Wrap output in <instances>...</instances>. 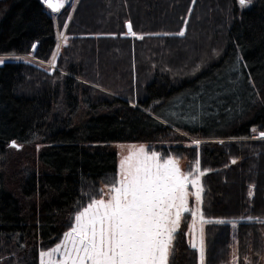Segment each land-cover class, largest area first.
Masks as SVG:
<instances>
[{"label": "trees", "instance_id": "trees-1", "mask_svg": "<svg viewBox=\"0 0 264 264\" xmlns=\"http://www.w3.org/2000/svg\"><path fill=\"white\" fill-rule=\"evenodd\" d=\"M56 27L62 71L0 64V264H39L117 180L116 142L199 162L205 264H231L234 224L236 264H264V0H76L56 21L0 0V55L49 61ZM188 231L186 216L169 264H199Z\"/></svg>", "mask_w": 264, "mask_h": 264}, {"label": "snow or ice", "instance_id": "snow-or-ice-1", "mask_svg": "<svg viewBox=\"0 0 264 264\" xmlns=\"http://www.w3.org/2000/svg\"><path fill=\"white\" fill-rule=\"evenodd\" d=\"M44 2L54 12L63 6L62 0ZM238 3L243 7L247 0H238ZM128 30L131 35H136L131 24ZM178 35L183 36L184 32ZM138 38L143 39V36ZM55 59L53 57V63ZM3 63L4 58L0 56V64ZM12 146L16 147L15 144ZM159 159L155 153L148 155L141 147L121 161L120 178L113 180L109 199L90 201L74 217L75 227L64 236L63 251L58 247L42 256L51 258L60 254L63 257L60 264H168L169 250L181 216L190 212L189 181L181 175L173 160L160 164ZM195 167L199 172V162ZM191 183L196 189L193 194L197 204L191 216H198L201 224L210 223L204 219L199 207L203 191L200 181L195 179ZM257 222L264 224V220ZM191 247L198 250L200 264H204L202 228L199 244L194 242Z\"/></svg>", "mask_w": 264, "mask_h": 264}, {"label": "rangeland", "instance_id": "rangeland-1", "mask_svg": "<svg viewBox=\"0 0 264 264\" xmlns=\"http://www.w3.org/2000/svg\"><path fill=\"white\" fill-rule=\"evenodd\" d=\"M72 1L76 2V0H62L63 6L60 8V10L58 12H54V11H52V9H50L55 16V21H56V18L58 16L59 12L65 8L67 3L72 2ZM254 1L255 0H247L246 5L243 7L239 4L240 9H244V8L251 6L254 3ZM44 4L46 5L45 2H44ZM56 29H57L56 30L57 31V46L54 50L53 56L51 57V59L49 61H41V60L37 59L34 56L33 52L26 54V55L6 54V55H0V56H2L4 58V63L9 62V61H23V62H27V63L34 64L36 66H39L45 70H48L51 73L55 70L62 71L57 66V59L59 57V53L61 52L62 48L66 45L67 35L65 32V29L62 30V29H59V27H56ZM53 57L56 58L54 63H53ZM254 133H256V138L259 139L257 137L258 133L256 131H254ZM194 141L199 142L200 140L197 138H193V142ZM110 147L113 150H115L117 153V159H118V162H117V180L120 178L119 177V172H120L119 166H120L121 161H123L125 158L132 155L133 153L138 152L141 147L144 148V150L148 153V155H152V153H155L157 156H159V158H160L159 163L160 164H164L169 159L173 160L176 163V166L179 168L181 175L187 177L188 181H189V184H188V192H189L188 207L190 209V212L182 214L179 228L182 226V223H183L185 217L189 216V231H188L189 244L192 245V243H194V242L199 244L200 229L202 228L203 229V241H204V247H205V233H204L205 223L201 224L198 216H191V212L195 211L197 208V204L195 201V195L193 194L196 189H195V187H193V184L191 182L195 179H199L200 186L203 189V176H204L205 172L201 171V170L198 172L197 169H195L194 171H187L185 159L176 157L174 155L163 156L161 150L149 149V143L116 142V143H112ZM12 148L15 149V151H19L21 153L23 152L22 155H25V153L28 154L31 152V151L25 150L24 147H22V146H16V147L12 146ZM40 148H41V146L38 145L37 150H39ZM18 154H20V153L13 152L12 155L16 156ZM23 159L25 160V158H23ZM8 161H9V159H7V161H6V166L8 164ZM201 173H203V175H201ZM110 188L111 187H102L103 196H101L99 199H104L105 201H107L111 195V193L109 191ZM202 194H203V191H202ZM201 205L202 204L199 205L200 209H201ZM83 210H84V208L81 211H83ZM81 211L76 213V215H78ZM193 225H195V227H193ZM73 227H75V221H74ZM71 230L72 229H70L69 231H71ZM69 231L64 233L61 240L58 243H56L54 246H52L51 248H49L47 250H43L40 252L39 264H49V261H51V264H60V261H62V259H63L62 255L55 254L53 257L48 258V257L42 256V254L46 253V252H53L58 247H61V250L63 251L62 245H64V243H65L63 238ZM236 231H237V226H236V224H234L233 225V235H232L231 264H236V262H237V235H236ZM172 244H173V242H172ZM171 250H172V246L169 250L168 264H169V259H170V255H171ZM199 264H200V259H199ZM204 264H205V257H204Z\"/></svg>", "mask_w": 264, "mask_h": 264}, {"label": "water", "instance_id": "water-1", "mask_svg": "<svg viewBox=\"0 0 264 264\" xmlns=\"http://www.w3.org/2000/svg\"><path fill=\"white\" fill-rule=\"evenodd\" d=\"M129 24H130V23H127V25H126L128 33H129V30H128V25H129ZM131 30H132V27H131ZM261 133H264V131H261V132L258 133V138H259V139H264V136H262Z\"/></svg>", "mask_w": 264, "mask_h": 264}, {"label": "bare ground", "instance_id": "bare-ground-1", "mask_svg": "<svg viewBox=\"0 0 264 264\" xmlns=\"http://www.w3.org/2000/svg\"><path fill=\"white\" fill-rule=\"evenodd\" d=\"M54 3H56V0H53Z\"/></svg>", "mask_w": 264, "mask_h": 264}, {"label": "built area", "instance_id": "built-area-1", "mask_svg": "<svg viewBox=\"0 0 264 264\" xmlns=\"http://www.w3.org/2000/svg\"><path fill=\"white\" fill-rule=\"evenodd\" d=\"M44 3V0H41Z\"/></svg>", "mask_w": 264, "mask_h": 264}]
</instances>
